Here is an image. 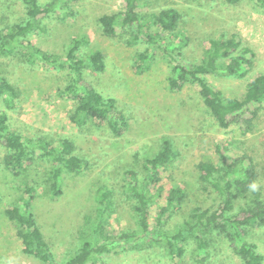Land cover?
I'll return each instance as SVG.
<instances>
[{
  "label": "rangeland",
  "instance_id": "1",
  "mask_svg": "<svg viewBox=\"0 0 264 264\" xmlns=\"http://www.w3.org/2000/svg\"><path fill=\"white\" fill-rule=\"evenodd\" d=\"M37 2L41 7L51 5L53 11L38 18L42 30L30 35L29 41L48 55L64 60L72 39L87 37L88 45L80 47L77 56L87 60L90 52L99 50L105 67L102 72L85 67L82 76L104 98L115 99L126 126L115 136L94 119L72 123L75 103L62 94L70 79L67 67L57 70L41 62L28 64L19 55L0 57V77L19 91L13 109H6L0 99V110L6 111L10 129L26 138L45 139L51 145L66 138L83 164L79 173L60 168V194L53 197L48 179L55 165L48 157L35 150L31 165L14 174L4 168L7 151L0 145V264H43L21 252L15 226L4 213L27 198L29 187L34 194L28 211L58 264L75 255L85 241L93 240L110 248L93 264H242L219 230L205 234L204 253L191 239L187 240L178 259L168 256L152 230L166 194L174 186L183 190L184 199L163 218L161 234L169 235L192 221L194 212L211 213L216 209L220 198L200 178V163L221 169L224 160L231 164L236 158H245L255 172L254 183L244 197L237 199L229 215L244 216L255 200L264 203V102L222 129L204 106L196 85L187 83L179 91H170L167 85L173 65H196L210 40L234 36L253 53L247 74L243 78L210 74L207 80L225 100L241 99L247 85L264 75V6L254 0H138V12L145 19L164 9L176 10L180 19L174 33H162L163 51L154 48L148 69L135 73V55L148 48L145 39L141 37L133 47L127 46L124 41L129 38L130 27H116L117 40L111 41L99 23L102 16H121L124 0ZM23 21V0H0V33ZM165 141L173 157L158 169L161 197L154 195L152 186L148 189V195L154 196L148 217L150 234L134 248L132 240L121 238L131 233L140 237L134 212L136 200L126 173H136V183H143V161L157 154ZM104 192L110 193L111 207L98 220V199ZM98 223L100 235L95 236L92 230ZM246 240L264 259V223L247 227Z\"/></svg>",
  "mask_w": 264,
  "mask_h": 264
},
{
  "label": "trees",
  "instance_id": "2",
  "mask_svg": "<svg viewBox=\"0 0 264 264\" xmlns=\"http://www.w3.org/2000/svg\"><path fill=\"white\" fill-rule=\"evenodd\" d=\"M228 3H236L239 0H225ZM264 6V0H254ZM25 6V21L10 26L5 33H0V57L19 55L28 64L41 62L60 70L67 67L69 70V84L62 94L75 103L74 113L70 121L77 125L84 119H94L105 124L110 132L119 136L121 129L126 126L125 118L120 114L113 98H104L82 76L85 67H90L95 72H102L105 67L104 57L99 50L90 52L85 60L77 56L80 47L88 45L87 37L73 38L71 45L65 53L64 60L57 56L48 55L37 48L28 37L36 30H42L38 18L48 15L53 11L51 5L41 7L37 0H23ZM124 11L121 16H102L99 23L102 33L111 41L117 40L116 27H130L129 38L124 43L134 46L141 37L148 44V48L135 55L136 63L132 66L135 73L145 71L154 58V50L160 49L162 33H174L180 19V14L174 9H164L157 15L145 19L139 12L138 0H124ZM151 27L157 28L150 31ZM183 42V41H182ZM155 48V49H154ZM253 56L252 51L241 46L233 36L228 39L210 40L204 57L196 65L175 64L171 67L167 77V85L170 91H179L187 84L196 85L203 100L204 106L211 112L217 125L227 129L236 119L246 112L256 109L264 102V75L255 77L246 88L241 99L225 100L221 92L207 80L210 74H222L243 78L248 72ZM0 99L6 109H13L19 99V91L5 78L0 77ZM9 118L5 110H0V145L7 151L4 157V168L17 174L25 165H31L35 150L48 157L55 167L49 173L50 194L56 197L60 194V168L71 173H79L82 169V161L74 155V145L66 138L51 145L45 139L26 138L14 132L9 127ZM173 157L170 145L165 141L160 151L151 158L143 161L145 171L143 183H136V173L128 171L126 176L130 181V191L136 200L134 208L138 220L139 234H124L123 240L136 243L149 235V209L153 198L148 195V189L152 186L155 196L161 197L162 187L159 186L160 178L158 169L167 165ZM200 178L205 181L217 193L220 202L216 209L208 213L194 212L192 221L184 223L169 235L161 234V222L166 215H170L184 199L183 190L174 186L166 194L165 205L158 211L156 225L152 235L164 244L166 253L172 259L181 258L187 240L191 239L196 249L200 252L207 250L206 233L219 230L223 233L230 249L238 256L242 264H264L263 256L258 253L254 244L246 240V228L255 224L264 223V203L254 201L253 206L244 216H232L229 212L234 208L239 197H244L255 181L256 174L245 158H236L231 164L222 163L219 169L212 164L200 163L198 166ZM27 198L20 200V205L5 210V216L13 223L16 235L22 244L21 252L33 257L43 264H58L50 252L44 237L38 228L33 216L28 211L30 201L33 199L32 188L26 189ZM109 192L99 196L98 203L101 206L97 212L100 220L104 213L110 209L108 200ZM99 222V221H98ZM101 224H96L92 230L93 235H100ZM94 241V240H93ZM85 241L77 253L70 257L64 264H89L99 262V256L108 253L107 244ZM130 244V242H129Z\"/></svg>",
  "mask_w": 264,
  "mask_h": 264
},
{
  "label": "clouds",
  "instance_id": "3",
  "mask_svg": "<svg viewBox=\"0 0 264 264\" xmlns=\"http://www.w3.org/2000/svg\"><path fill=\"white\" fill-rule=\"evenodd\" d=\"M253 187H255V186H253Z\"/></svg>",
  "mask_w": 264,
  "mask_h": 264
}]
</instances>
